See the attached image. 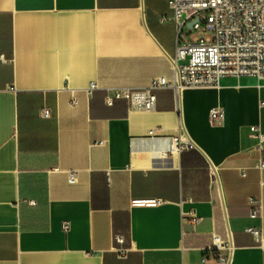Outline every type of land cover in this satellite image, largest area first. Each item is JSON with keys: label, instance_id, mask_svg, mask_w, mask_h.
I'll return each mask as SVG.
<instances>
[{"label": "crops", "instance_id": "obj_1", "mask_svg": "<svg viewBox=\"0 0 264 264\" xmlns=\"http://www.w3.org/2000/svg\"><path fill=\"white\" fill-rule=\"evenodd\" d=\"M170 2L0 0V264H202L214 235L230 240L231 264H264L247 231L264 239L251 131L264 136V79L184 90L180 112L171 89L152 112L107 105L113 89L175 79ZM154 129L195 148L162 157Z\"/></svg>", "mask_w": 264, "mask_h": 264}, {"label": "built area", "instance_id": "obj_2", "mask_svg": "<svg viewBox=\"0 0 264 264\" xmlns=\"http://www.w3.org/2000/svg\"><path fill=\"white\" fill-rule=\"evenodd\" d=\"M175 20L179 25V39L176 53L171 58L176 76L173 81L164 77L156 78L144 89L118 88L107 97V105L115 101H126L130 108L141 112H152L156 108V91L171 89L175 93L177 110L180 112V98L187 89H217L224 78L252 77L264 79V0H171ZM193 33H200L202 38L191 40ZM207 35L206 39L203 36ZM98 89L97 83H91L89 93ZM76 101H73V105ZM264 107V102L262 103ZM43 116L49 118L50 110H44ZM223 111L212 109L210 118L217 121L223 118ZM254 138L259 140L255 153L259 156L258 168L264 170V136L259 126L251 128ZM159 131H150V137L162 145L161 155L181 154L195 148L188 139L159 137ZM102 144V143H100ZM77 172L70 175V183H75ZM156 200L134 201L138 207H156ZM252 207L251 217L261 215L258 201L249 199ZM192 222L199 223L197 218ZM68 224H65V228ZM264 243L262 229L247 230ZM115 241L123 244V238L116 236ZM202 264H209L210 259L217 264H231L232 246L230 240L222 241L213 236L212 244L204 250ZM227 251L228 254H222Z\"/></svg>", "mask_w": 264, "mask_h": 264}, {"label": "rangeland", "instance_id": "obj_3", "mask_svg": "<svg viewBox=\"0 0 264 264\" xmlns=\"http://www.w3.org/2000/svg\"><path fill=\"white\" fill-rule=\"evenodd\" d=\"M196 37H200V38H202V35L200 34V33H193V35L191 36V40H193L194 38H196ZM208 36L207 35H205V36H203V39H206Z\"/></svg>", "mask_w": 264, "mask_h": 264}]
</instances>
